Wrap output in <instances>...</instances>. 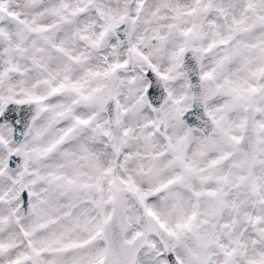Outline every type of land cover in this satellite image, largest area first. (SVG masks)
<instances>
[{
    "label": "snow or ice",
    "instance_id": "6c2138e0",
    "mask_svg": "<svg viewBox=\"0 0 264 264\" xmlns=\"http://www.w3.org/2000/svg\"><path fill=\"white\" fill-rule=\"evenodd\" d=\"M0 264H264V0H0Z\"/></svg>",
    "mask_w": 264,
    "mask_h": 264
}]
</instances>
